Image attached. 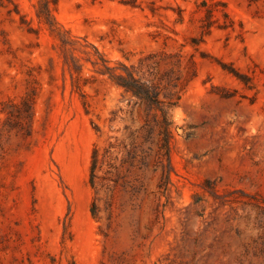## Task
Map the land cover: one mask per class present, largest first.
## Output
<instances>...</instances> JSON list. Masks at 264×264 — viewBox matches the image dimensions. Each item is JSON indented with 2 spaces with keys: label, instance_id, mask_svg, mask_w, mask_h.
<instances>
[{
  "label": "rangeland",
  "instance_id": "1",
  "mask_svg": "<svg viewBox=\"0 0 264 264\" xmlns=\"http://www.w3.org/2000/svg\"><path fill=\"white\" fill-rule=\"evenodd\" d=\"M0 264H264V0H0Z\"/></svg>",
  "mask_w": 264,
  "mask_h": 264
},
{
  "label": "trees",
  "instance_id": "2",
  "mask_svg": "<svg viewBox=\"0 0 264 264\" xmlns=\"http://www.w3.org/2000/svg\"><path fill=\"white\" fill-rule=\"evenodd\" d=\"M131 78V76H129ZM122 82L118 83L119 86L123 87L126 92L131 93L133 96L139 98L143 101H153V94L149 92L147 87H145L142 84L137 83L136 80L131 78L132 83L125 80L124 77H120ZM144 128L143 138L144 141L150 140L151 138V130L150 128ZM163 133H164V149L168 150L169 148V129L167 121H164V127H163ZM132 142L130 148H128L126 145L124 146V153L123 158L121 162L120 168L115 166L111 160H112V150L115 149V145L112 143H109V146L105 148L104 152H101L98 147H95L93 149L92 157H91V166H90V176H89V184L93 189H98V186L101 184L102 180H106L108 178H104L100 176V172L110 173L111 169H115L117 171V175H122L121 171L125 169V173L131 174L134 172V170L137 167V149L138 145L136 142H134L135 139L138 138V136L135 133H131ZM163 147V146H162ZM149 152L151 149L148 147ZM116 152V151H115ZM122 152V151H119ZM148 152V153H149ZM117 158V157H116ZM104 166L108 168V170H104ZM123 177V176H122ZM115 183H117L116 180H114ZM127 183V182H126ZM91 212L93 215L96 214L95 204H93V207L91 209Z\"/></svg>",
  "mask_w": 264,
  "mask_h": 264
}]
</instances>
